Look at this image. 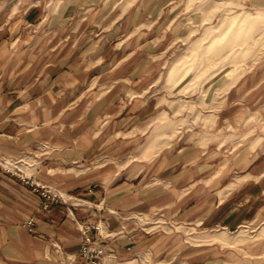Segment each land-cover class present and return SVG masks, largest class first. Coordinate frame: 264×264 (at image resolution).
<instances>
[{
	"label": "crops",
	"instance_id": "crops-1",
	"mask_svg": "<svg viewBox=\"0 0 264 264\" xmlns=\"http://www.w3.org/2000/svg\"><path fill=\"white\" fill-rule=\"evenodd\" d=\"M27 1L0 0V154L87 202L73 213L107 224L104 264H264V63L230 87L215 124L158 137L148 58L171 30L185 31L180 18L170 25L175 0H143L108 27L97 2L46 11ZM40 201L0 169V264H67L55 246L78 253L68 207L42 210ZM157 211L196 225L208 242L129 219ZM241 228L252 233L247 254L219 253L221 238L232 247L228 236Z\"/></svg>",
	"mask_w": 264,
	"mask_h": 264
},
{
	"label": "rangeland",
	"instance_id": "rangeland-1",
	"mask_svg": "<svg viewBox=\"0 0 264 264\" xmlns=\"http://www.w3.org/2000/svg\"><path fill=\"white\" fill-rule=\"evenodd\" d=\"M90 1L97 2L100 11L109 13L108 18L112 19L106 21L108 27L116 16L126 14L143 0ZM61 2L65 0H28L25 7L35 4L41 10L49 11V7ZM156 2L157 0H153V3ZM175 2L176 6L171 11L174 20L170 25L176 26L180 18L185 31L182 33V30H171L158 50L150 53L148 58L150 66L146 78L148 84L145 87L154 96L153 122L158 137L161 130H170L169 134H161L162 136L173 137L176 135V126L215 124L216 112L223 108V99L230 87L252 68L264 63V0ZM177 2L181 4L180 8ZM94 23L89 20L91 31H94ZM137 56L140 58V54ZM144 81L145 79L143 83ZM234 124L239 130L241 118ZM229 128L232 127L229 125ZM149 221L155 226L160 225L155 230L162 228V232H179L185 237L187 244L208 242L203 239L207 238L206 234L195 229L196 225L168 219L162 212L150 215ZM251 234L242 228L229 234L232 247L225 246L227 237L221 238V245L224 247L219 253L228 250L239 256L247 254L246 242ZM243 242L245 246L242 245ZM235 263L241 261L235 259Z\"/></svg>",
	"mask_w": 264,
	"mask_h": 264
},
{
	"label": "built area",
	"instance_id": "built-area-1",
	"mask_svg": "<svg viewBox=\"0 0 264 264\" xmlns=\"http://www.w3.org/2000/svg\"><path fill=\"white\" fill-rule=\"evenodd\" d=\"M33 167V163L24 161V158H12L0 154V169L19 177L33 192H35L40 201L42 210H49L53 204H61L68 207V212L72 215L75 225L79 230L81 238V246L77 254H67L62 252L59 246H55L56 251L62 256L67 264H72L76 256L87 264H104V256L106 252H112L104 240L113 238L111 231H108L107 224L102 219L93 220L90 218L83 219L74 215V208H88L87 202L73 194L63 192L53 185L43 183L27 172L22 165ZM129 219L136 224H150L149 216L142 213H134ZM27 227L31 232L35 231L33 219L27 221Z\"/></svg>",
	"mask_w": 264,
	"mask_h": 264
}]
</instances>
